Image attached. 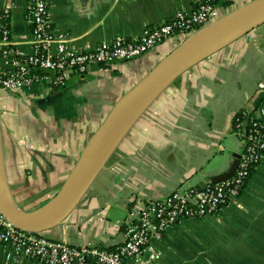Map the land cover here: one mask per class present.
Here are the masks:
<instances>
[{"label": "crops", "instance_id": "0c3cea01", "mask_svg": "<svg viewBox=\"0 0 264 264\" xmlns=\"http://www.w3.org/2000/svg\"><path fill=\"white\" fill-rule=\"evenodd\" d=\"M254 0H224L215 16L176 33L141 56L92 64L66 86L33 85L23 96L0 89V171L13 203L35 214L57 194L81 152L117 101L187 39ZM53 28L79 50L135 38L193 0H47ZM10 7L14 45L31 51L27 0ZM6 62L0 58V66ZM239 114L264 121V24L194 65L130 114L111 139L64 221L41 235L72 246L111 249L135 202L175 189L201 188L225 172L242 139ZM159 264H264V152L233 202L214 215L183 219L158 243ZM0 249V264H14ZM18 264H41L21 258Z\"/></svg>", "mask_w": 264, "mask_h": 264}, {"label": "built area", "instance_id": "2783aa9c", "mask_svg": "<svg viewBox=\"0 0 264 264\" xmlns=\"http://www.w3.org/2000/svg\"><path fill=\"white\" fill-rule=\"evenodd\" d=\"M224 0H193V10L176 11L159 25L145 28L135 38H117L109 44L79 50L68 34L52 25L47 0H27L31 24V51H20L12 41L10 7L0 14V89L27 92L33 85L46 83L62 88L72 77L84 75L92 64L110 65L137 58L164 39L206 25L215 16L216 5ZM242 115V114H241ZM242 140L237 167L228 179L202 188H178L159 200L135 202L122 222L124 240L111 249L72 246L17 227L0 211V249L18 264L21 258L41 264H159L162 252L158 243L164 234L183 219L214 215L233 202L243 190L249 167L259 164L264 152V121L235 118Z\"/></svg>", "mask_w": 264, "mask_h": 264}, {"label": "water", "instance_id": "95a60500", "mask_svg": "<svg viewBox=\"0 0 264 264\" xmlns=\"http://www.w3.org/2000/svg\"><path fill=\"white\" fill-rule=\"evenodd\" d=\"M264 24V0H254L222 22L187 39L160 61L114 105L81 152L57 194L35 214H26L13 203L0 171V211L17 227L41 233L61 224L83 192L92 172L124 120L194 65ZM240 153L229 168L208 184L224 181L234 173Z\"/></svg>", "mask_w": 264, "mask_h": 264}, {"label": "trees", "instance_id": "16d2710c", "mask_svg": "<svg viewBox=\"0 0 264 264\" xmlns=\"http://www.w3.org/2000/svg\"><path fill=\"white\" fill-rule=\"evenodd\" d=\"M236 117H242V115L241 114H239V115H237ZM235 117V118H236ZM234 129L236 130V128H235V120H234ZM243 140V139H242ZM242 150H243V146H241V152H242ZM256 166H257V164L254 166V164H253V166H251V167H249V176L247 177V180L249 179V177L251 176V174H252V172L254 171V169L256 168ZM206 186V185H205ZM202 188V187H201Z\"/></svg>", "mask_w": 264, "mask_h": 264}, {"label": "rangeland", "instance_id": "374dc122", "mask_svg": "<svg viewBox=\"0 0 264 264\" xmlns=\"http://www.w3.org/2000/svg\"><path fill=\"white\" fill-rule=\"evenodd\" d=\"M23 94H25V92H23V93H22V92H20V93H19V95H20V96H23Z\"/></svg>", "mask_w": 264, "mask_h": 264}]
</instances>
